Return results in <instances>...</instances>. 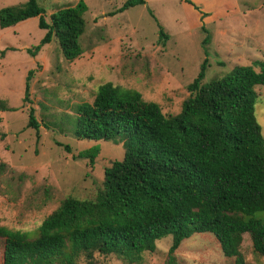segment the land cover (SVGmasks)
Instances as JSON below:
<instances>
[{"label": "trees", "instance_id": "obj_1", "mask_svg": "<svg viewBox=\"0 0 264 264\" xmlns=\"http://www.w3.org/2000/svg\"><path fill=\"white\" fill-rule=\"evenodd\" d=\"M141 4L145 0H126L111 15ZM86 9L79 0L47 21L38 0H26L0 9V28L38 17L45 33L27 51L34 56L55 38L63 57L72 61L83 52L79 37ZM167 39L160 27L159 43L165 46ZM206 64L204 58L174 115H165L138 90L110 81L98 86L93 102L77 104L71 119L74 136L120 143L124 155L104 169L94 198H65L43 219L35 238L0 226L2 264H77L81 258L91 263L95 253L138 264L144 251L153 252L156 241L168 235L163 264H176L175 251L197 233L214 236L225 264H247L240 251L244 233L253 251L264 256V220L255 216L264 211V136L255 116L264 60L236 65L223 77L203 82ZM32 73L25 78L24 100ZM0 110L15 108L0 99ZM27 125L39 128L31 108ZM98 154L94 146L77 157L93 165Z\"/></svg>", "mask_w": 264, "mask_h": 264}, {"label": "rangeland", "instance_id": "obj_2", "mask_svg": "<svg viewBox=\"0 0 264 264\" xmlns=\"http://www.w3.org/2000/svg\"><path fill=\"white\" fill-rule=\"evenodd\" d=\"M26 0H0V9ZM79 0H38L45 18ZM126 0H84L85 31L79 37L82 54L67 61L55 38L33 56L45 30L31 17L0 28V99L13 111L0 110V226L27 239L38 235L43 219L67 197L91 199L102 186L104 169L124 155L122 144L74 136V108L93 102L98 86L110 81L134 88L147 101L157 102L165 115H174L188 96L187 85L207 58L203 82L221 78L236 65L264 60V0H238L240 13L212 22L194 0H145L111 15ZM210 2L211 0H205ZM217 11L214 1L210 3ZM152 15H151V13ZM168 35L158 41L159 28ZM207 37L206 44H202ZM206 50V52H205ZM258 69V68H256ZM32 70L28 98L25 78ZM255 116L264 136V86L255 88ZM34 110L39 128L28 127ZM71 117V118H70ZM70 118V119H68ZM60 142L63 145H58ZM68 145L70 150H66ZM97 146L93 165L78 154ZM256 217L264 220V211ZM171 235L158 239L153 252L144 251L138 264H163ZM4 238L0 236V264ZM240 251L247 264H264L243 234ZM176 264H225L212 234H194L174 253ZM128 264L116 255L95 253L92 262Z\"/></svg>", "mask_w": 264, "mask_h": 264}, {"label": "crops", "instance_id": "obj_3", "mask_svg": "<svg viewBox=\"0 0 264 264\" xmlns=\"http://www.w3.org/2000/svg\"><path fill=\"white\" fill-rule=\"evenodd\" d=\"M192 1V0H191ZM197 4H203V8L201 9V13H204L202 16H209L206 17L208 20H212V22H216L219 20H222L223 16L231 14H237L240 13V6L238 0H211L210 2H206L205 0H194ZM214 1V5L218 8L217 11H212L214 7L210 4L211 2Z\"/></svg>", "mask_w": 264, "mask_h": 264}]
</instances>
